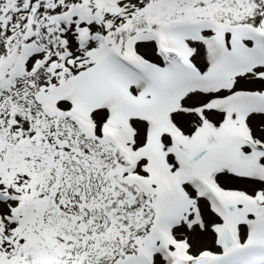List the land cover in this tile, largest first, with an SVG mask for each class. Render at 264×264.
Wrapping results in <instances>:
<instances>
[{"label":"snow or ice","instance_id":"snow-or-ice-1","mask_svg":"<svg viewBox=\"0 0 264 264\" xmlns=\"http://www.w3.org/2000/svg\"><path fill=\"white\" fill-rule=\"evenodd\" d=\"M0 264H264V0H0Z\"/></svg>","mask_w":264,"mask_h":264}]
</instances>
